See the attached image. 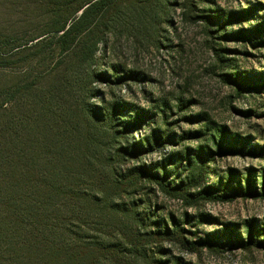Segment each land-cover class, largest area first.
<instances>
[{
  "label": "trees",
  "instance_id": "1",
  "mask_svg": "<svg viewBox=\"0 0 264 264\" xmlns=\"http://www.w3.org/2000/svg\"><path fill=\"white\" fill-rule=\"evenodd\" d=\"M185 1L182 8L192 9ZM34 5L44 28L10 53L31 52L30 58L51 69L28 89L36 92L37 125L20 130L10 118L17 99L4 115L6 130L21 133L0 149V264H192L174 251L215 249L218 243L210 238L189 239L192 218L181 220L167 211L159 194L192 206L200 200L264 198V192L240 195V182L235 194L216 192L213 185L202 191L207 172L199 149H186L201 159L196 175L190 171L199 160L183 154L146 162L174 144L163 132L145 135L149 120L158 125L157 114L120 96L122 86L140 85L147 77L116 64L95 69L99 52L110 51L109 39L129 30L130 20H136L134 32L156 35L160 12L171 1L35 0ZM3 60L0 65L9 63ZM97 82L104 90L94 86ZM214 136L217 145L227 147L223 133L221 139Z\"/></svg>",
  "mask_w": 264,
  "mask_h": 264
},
{
  "label": "rangeland",
  "instance_id": "2",
  "mask_svg": "<svg viewBox=\"0 0 264 264\" xmlns=\"http://www.w3.org/2000/svg\"><path fill=\"white\" fill-rule=\"evenodd\" d=\"M170 1L165 12H160L156 35L148 38L134 32L131 27L136 20H130L129 30L109 39L110 51L99 52L95 69L106 71L116 64L147 77L140 85L122 86L120 96L157 114L158 125L149 120L145 135L163 132L174 144L152 153L146 162L183 154L199 160L190 171L196 175L201 159L186 149H199L207 172L202 191L205 185H213L216 192L235 194L234 185L240 182V195L263 193L264 0H190L192 9L187 11L182 8L185 0ZM34 2L0 0V61L9 60L0 65V149L8 137L10 142L13 135L18 138L21 133H14L10 127L6 130L4 115L9 114L7 108L16 107L14 100L18 105L10 118L19 122V129L37 125L32 94L36 92L28 89L40 74L51 69L42 59L30 58L31 52L23 57L10 53L13 46L27 43L44 28ZM88 71L87 66L82 68L84 81ZM94 86L105 88L98 82ZM92 102L98 104L100 96ZM222 133L226 148L213 140V135L221 139ZM184 167L188 168V162ZM159 202L181 220L192 218L186 227L192 231L189 239L210 238L218 243L213 250H175L174 255L183 261L264 264V198L200 200L190 206L187 200L159 194Z\"/></svg>",
  "mask_w": 264,
  "mask_h": 264
}]
</instances>
